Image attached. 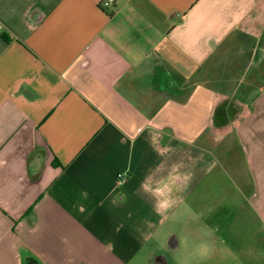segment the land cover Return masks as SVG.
I'll use <instances>...</instances> for the list:
<instances>
[{"label":"crops","instance_id":"0c3cea01","mask_svg":"<svg viewBox=\"0 0 264 264\" xmlns=\"http://www.w3.org/2000/svg\"><path fill=\"white\" fill-rule=\"evenodd\" d=\"M103 1L0 0V264H216L209 168L264 206V0Z\"/></svg>","mask_w":264,"mask_h":264},{"label":"rangeland","instance_id":"374dc122","mask_svg":"<svg viewBox=\"0 0 264 264\" xmlns=\"http://www.w3.org/2000/svg\"><path fill=\"white\" fill-rule=\"evenodd\" d=\"M228 144V142H226ZM229 146L235 147V143L230 142ZM221 157V156H219ZM222 164L211 166L208 170L207 184L211 186L212 177L218 178V181L212 186L214 188H205L197 190V193L203 196V188L207 189L210 194L209 199L214 197V201L222 202L225 206V214L219 215V220L214 222L216 239H212V243L216 241L223 242V252L221 260H216V264H264V206H257L254 192V183L252 182V174L249 166H246L244 157L241 156L243 162L241 174L236 173L234 167L239 166L237 159L234 157L222 156ZM195 193L194 199H199ZM262 198L261 193L259 194ZM197 197V198H196ZM211 205V203H210ZM216 207V205H213ZM220 208V207H219ZM230 213V214H229ZM181 236V234H178ZM181 247L179 252L172 253L168 248L164 254L168 260L171 256H175L178 260L184 259L191 264H199L200 243L193 238V242H186V238L181 236ZM178 245V239L173 238ZM196 239V240H195ZM171 252V253H170ZM174 254V255H173ZM205 261L206 258L202 257ZM219 262V263H218ZM179 263V262H178ZM213 264L212 262H209Z\"/></svg>","mask_w":264,"mask_h":264},{"label":"built area","instance_id":"2783aa9c","mask_svg":"<svg viewBox=\"0 0 264 264\" xmlns=\"http://www.w3.org/2000/svg\"><path fill=\"white\" fill-rule=\"evenodd\" d=\"M114 3H115V0H104L102 2V7L105 8V9H107V8L112 7L114 5ZM122 181H123V176L120 175L118 182L121 184Z\"/></svg>","mask_w":264,"mask_h":264}]
</instances>
